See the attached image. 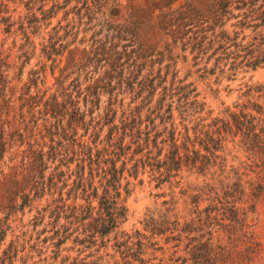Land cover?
Wrapping results in <instances>:
<instances>
[{"label":"rangeland","instance_id":"1","mask_svg":"<svg viewBox=\"0 0 264 264\" xmlns=\"http://www.w3.org/2000/svg\"><path fill=\"white\" fill-rule=\"evenodd\" d=\"M1 3L0 264H44L64 236L59 263L90 260L65 211L108 181L131 232L172 196L194 208L189 188L213 184L223 158L229 181L243 171L229 113L264 84V62L250 66L264 58V0ZM195 151L216 164L206 176L184 164ZM238 207L264 245V200Z\"/></svg>","mask_w":264,"mask_h":264},{"label":"trees","instance_id":"2","mask_svg":"<svg viewBox=\"0 0 264 264\" xmlns=\"http://www.w3.org/2000/svg\"><path fill=\"white\" fill-rule=\"evenodd\" d=\"M9 1L15 2L6 0L4 4ZM261 62L264 58H256L250 66L255 69ZM243 94L248 97L246 103H236L234 108L238 111L229 115L237 132L242 134L243 149L249 154L247 162L241 163L243 171L231 174L232 181L224 174L223 158L220 173L216 176L212 173L213 178L218 177L213 184L204 182L199 187H190L194 193L191 197L188 189L180 192L181 197L191 198L194 208L181 214L175 210L172 196L170 201L162 202L163 210L155 207L146 214L141 221L142 230L131 232L119 230L126 220L127 209L124 201H119L117 184L108 181L100 196L95 194L94 200L86 199L65 211L69 225H79L74 242L89 250L87 256L92 258L70 262L63 258L59 263L60 245L67 239L64 236L53 244L56 249L48 261L45 258L44 264H263L264 245L254 227L250 230L239 217L238 205L250 203L254 209L264 200V84L248 86ZM225 125L231 130L230 122ZM193 154L195 157H187L184 164L192 167L199 164L198 174L206 176L207 169L216 164L206 155L200 159L197 151ZM181 163L182 160L177 162V169ZM112 166L115 169L114 163ZM243 174L250 177L243 178ZM111 189L116 192L111 194ZM205 199H209V205L198 210V202ZM55 207L53 212L59 206ZM215 232L220 235L218 240L213 238ZM157 238L162 245H158Z\"/></svg>","mask_w":264,"mask_h":264}]
</instances>
